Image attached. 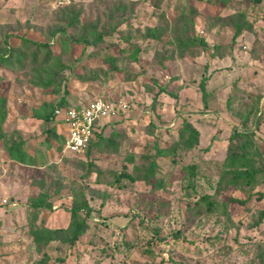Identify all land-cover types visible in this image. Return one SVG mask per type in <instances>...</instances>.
I'll use <instances>...</instances> for the list:
<instances>
[{"label": "rangeland", "instance_id": "obj_1", "mask_svg": "<svg viewBox=\"0 0 264 264\" xmlns=\"http://www.w3.org/2000/svg\"><path fill=\"white\" fill-rule=\"evenodd\" d=\"M69 5L63 10L41 0H0V52L18 48L23 36L49 43L52 53L45 66L29 57L22 66L0 62L7 113L0 139V264H264V218L256 223L264 198L252 194L264 192V173L251 187L218 185L232 127L253 131L256 149L249 155L264 169V0ZM193 7L199 13L184 35L204 38L207 47L189 46L179 55L173 37L183 29L175 24ZM73 12L78 23L69 25ZM237 12L251 29L233 41L234 28L224 22ZM83 26L92 27L84 39ZM153 27L159 38L146 33ZM205 66L210 77L203 109L198 83ZM53 70L57 77L45 86ZM65 89L71 106L100 98L112 107L103 133L115 134L118 150L104 142L87 155L46 138L51 123L41 117ZM183 120L198 130V144L170 152ZM17 140L25 141L32 164L3 149V141ZM159 148L166 154H157ZM151 160L156 170L149 183L115 180L123 171L142 175ZM43 188L53 195L52 207L33 218L30 201ZM202 195L215 202L211 212ZM230 197L250 198L241 206L229 204ZM84 201L90 211L79 216L88 229L70 244L64 240L70 209ZM34 236L50 239L44 245Z\"/></svg>", "mask_w": 264, "mask_h": 264}, {"label": "trees", "instance_id": "obj_2", "mask_svg": "<svg viewBox=\"0 0 264 264\" xmlns=\"http://www.w3.org/2000/svg\"><path fill=\"white\" fill-rule=\"evenodd\" d=\"M229 0H217L218 3H220L222 6L226 5V3ZM72 3V1H71ZM69 3V4H71ZM69 4L58 6L61 7L63 10H66L69 8ZM199 13V11L193 7V9H190L189 15H182L180 19L176 22L175 28H178L179 24L182 23V29L183 34H174L173 42L175 45V49L177 50V53L179 55H182L184 50L187 49L189 46H197V47H207V43L204 40V38L198 37L197 35H191L190 37L188 35H184L189 27H193V17ZM235 15H230L231 17L228 18V21L224 22V24H231L234 28L232 40L235 41L236 38L241 34V31L243 29H251L250 24H248L244 20V15L241 12L234 13ZM194 15V16H193ZM78 12L71 13L70 19L68 24L69 25H76L78 23ZM221 19V18H220ZM222 20L217 21L215 24H219ZM189 25V27H188ZM92 27H85L83 26V31L81 34L82 39L85 38V35L87 34V31L91 29ZM148 36L153 38H159V32L157 31L156 27L147 29ZM102 39V34H98L96 36V40ZM18 48H15L14 46H9L4 52H0V62L3 65H6L8 67L11 66H22L23 63L28 60L32 63H39L41 66L47 65L51 58L52 53L50 49V45L47 42H39L36 40H32L26 37H20ZM132 59H137V54L139 52L138 48H134L132 50ZM42 54V58L39 60V55ZM207 67H204V73L198 83L199 89L201 91V101L203 105V109L207 108V91H206V81L209 79L210 74H206ZM57 70H53L50 75L48 76V80L46 83H43L45 86L47 84H52L54 82V79L57 77ZM42 84V83H41ZM163 89H160L158 93L162 92ZM67 90H64V95L62 98L56 103L54 108L47 113H44L42 115V119L45 122H50V118L53 116V111L56 107H70L71 105L68 103V101L65 99ZM157 94L153 96L151 107L154 108V104L157 101ZM80 107V106H76ZM6 97L0 96V139H2V125L6 119ZM105 126L104 122H100L97 124V129L94 132L93 137L90 138L88 141L86 147L84 148L85 154L92 153L95 149H99L104 142H107L113 146V150H118V144H115L113 141L114 133L111 135H105L103 133V128ZM47 132V139H55L60 141L62 146H64L65 143V135L63 132H61L58 128L57 123H51L49 126L46 127ZM254 133L250 130H239L238 127H232L230 135L228 137V143H227V154L225 158L223 159L221 166L222 171L220 173V177L218 179V185L221 186L224 184V187H235L238 188L239 186H253L256 184L257 175L259 173H264V169H261L260 167L254 166L253 158H251L249 155V151L251 148L256 149V145L253 141ZM179 139L176 141V144L173 145L170 148V152H175L176 147L178 145H182L185 149H191L196 144H198V130L192 126V124L186 120L182 121V127L179 130L178 133ZM3 149L7 152L9 157L11 159L17 160L21 163H28L32 164V159L28 157L25 149L24 144L25 141L23 140H17V141H3ZM255 154H258V151H254ZM157 154L163 155L166 154L165 149H158ZM189 169V175L193 176L194 174V165L188 166ZM156 165L154 160L150 161V165L143 172L142 175H133L131 173H127L125 171L120 172L115 180H120L122 177H125L129 179L130 181H136V180H143L146 183H149L152 178L155 175ZM60 189L58 186H55L54 193H59ZM252 194H255L256 198L261 199L264 198V192L261 191H255ZM52 198L53 195H51L47 190L44 188L36 195L34 196L30 203L33 207V218H35L40 211H44L47 209H51L52 207ZM210 195H202L199 197L201 201H204L206 203V210L211 212L214 208L215 202L211 201ZM250 197H246L244 199H239L236 197H230L229 198V204L236 202L241 206H244V204L248 201ZM85 209L86 214L89 213L90 209L87 205V203L84 201L81 205L75 206L70 209V217L71 222L68 226L69 228V235L65 237V241L73 244L77 238L84 234L88 229V224L86 223L84 218H80L79 211ZM264 218V210L260 212L259 219L256 221L257 224L260 223V221ZM47 235L50 236V232H46ZM49 236L46 238H42L40 236H34L35 240L38 243H43L44 245L48 244Z\"/></svg>", "mask_w": 264, "mask_h": 264}, {"label": "built area", "instance_id": "obj_3", "mask_svg": "<svg viewBox=\"0 0 264 264\" xmlns=\"http://www.w3.org/2000/svg\"><path fill=\"white\" fill-rule=\"evenodd\" d=\"M47 1L54 7L71 3L72 0H41ZM112 107L104 100L96 98L85 106L56 107L51 123H57L65 135L64 150L71 152L84 151L88 141L93 137L97 124L104 122L111 114ZM101 121H100V120ZM99 120V121H98Z\"/></svg>", "mask_w": 264, "mask_h": 264}, {"label": "crops", "instance_id": "obj_4", "mask_svg": "<svg viewBox=\"0 0 264 264\" xmlns=\"http://www.w3.org/2000/svg\"><path fill=\"white\" fill-rule=\"evenodd\" d=\"M51 123V122H50Z\"/></svg>", "mask_w": 264, "mask_h": 264}]
</instances>
